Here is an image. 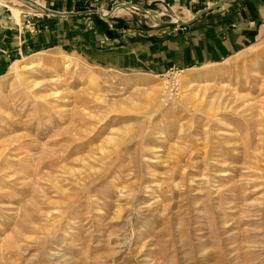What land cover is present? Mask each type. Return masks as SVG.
Returning a JSON list of instances; mask_svg holds the SVG:
<instances>
[{"label": "rangeland", "instance_id": "rangeland-1", "mask_svg": "<svg viewBox=\"0 0 264 264\" xmlns=\"http://www.w3.org/2000/svg\"><path fill=\"white\" fill-rule=\"evenodd\" d=\"M36 1L77 13L0 0V29L65 32L0 73V264H264V25L215 64L129 69L85 45L130 53L180 29L147 9L218 0Z\"/></svg>", "mask_w": 264, "mask_h": 264}, {"label": "crops", "instance_id": "crops-1", "mask_svg": "<svg viewBox=\"0 0 264 264\" xmlns=\"http://www.w3.org/2000/svg\"><path fill=\"white\" fill-rule=\"evenodd\" d=\"M48 14L51 13H45V16ZM194 15L191 14L187 19ZM61 19H48L47 24H44V17H38L33 20L37 22L38 28L32 30L27 26L23 32L0 29V73L7 70L9 61L65 40V32L61 33L59 30L64 22ZM262 25L264 0H224L197 15L191 22L179 25L180 29L172 35L158 37L156 40L140 39L131 42L128 48L130 53H126L123 44L116 46L114 54L105 52L104 49L97 50L92 45H85V48L92 60L115 59L122 64L128 59L129 69L160 71L170 65L189 69L215 64L248 48ZM69 34L70 32L66 33V36ZM85 37L91 36L86 34Z\"/></svg>", "mask_w": 264, "mask_h": 264}, {"label": "water", "instance_id": "water-1", "mask_svg": "<svg viewBox=\"0 0 264 264\" xmlns=\"http://www.w3.org/2000/svg\"><path fill=\"white\" fill-rule=\"evenodd\" d=\"M27 1H30L31 3L36 5L38 7V9L41 12H43V13H51V14L58 15V16H63V15H68L69 16V15H73V14L77 13V12H73V11H63L62 12V11H59V10H56V9L49 8L47 6L45 7V6L41 5L40 3H38L36 0H27ZM222 2H224V0H218V1L214 2V4H212V5H209V6L201 8L200 10L197 11V13L193 17H191V18H189L187 20H182V19L180 20V19L175 18V19H171V20L162 21L159 18L158 12H154L153 10H149V9H147L146 11L152 13L153 16H155V20L160 22L161 24L176 23V24L181 26V25H184V24H187V23L191 22L192 20H194L197 17V15H199V14H201L203 12H206V11L210 10L211 8H214V6L219 5ZM125 5L129 6V7L132 6V7L144 9L143 7H140V6H138L136 4H133L131 2L130 3H126ZM88 11H92V12L98 11V12H100V14L102 16H105V17L109 16L112 13V11L111 12H102V11L97 10V9L96 10L92 9V10H88Z\"/></svg>", "mask_w": 264, "mask_h": 264}, {"label": "bare ground", "instance_id": "bare-ground-1", "mask_svg": "<svg viewBox=\"0 0 264 264\" xmlns=\"http://www.w3.org/2000/svg\"><path fill=\"white\" fill-rule=\"evenodd\" d=\"M153 15V14H152Z\"/></svg>", "mask_w": 264, "mask_h": 264}]
</instances>
